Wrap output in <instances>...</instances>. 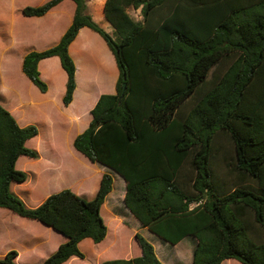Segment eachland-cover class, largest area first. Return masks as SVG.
I'll use <instances>...</instances> for the list:
<instances>
[{"label":"trees","instance_id":"obj_1","mask_svg":"<svg viewBox=\"0 0 264 264\" xmlns=\"http://www.w3.org/2000/svg\"><path fill=\"white\" fill-rule=\"evenodd\" d=\"M61 1L20 12L40 17ZM71 1L72 21L58 42L28 51L21 70L46 92L38 63L57 56L67 105L76 88L70 43L82 27L104 40L118 70L115 93L98 96L74 149L123 178V204L141 226L170 244L194 237L191 264H264V0H105L113 35L93 21L86 0ZM37 134L0 104V207L65 237L41 264L82 259L79 242L106 235L100 209L113 179L103 173L90 199L65 188L27 207L11 185L25 182L15 163L37 158L25 146ZM134 237L140 255L100 264H163L150 242ZM16 257L11 249L0 264H17Z\"/></svg>","mask_w":264,"mask_h":264},{"label":"rangeland","instance_id":"obj_2","mask_svg":"<svg viewBox=\"0 0 264 264\" xmlns=\"http://www.w3.org/2000/svg\"><path fill=\"white\" fill-rule=\"evenodd\" d=\"M45 1L47 0H0V104L8 111L12 110L11 114L20 126L34 125L38 130L35 137L25 142V146L35 149L38 156L18 157L15 167L24 171L27 178L23 183H13L11 191L29 208L39 205L49 194L65 188L90 199L97 190L101 175L108 173L113 179V187L107 204L101 211L108 228L107 239L102 244H96L88 238L83 239L78 247L84 258L74 257L64 264H94L95 255L99 251H107L101 256V261L114 259V256H109L112 254L120 255L116 258H123L121 256L124 255L133 257L136 252L140 254L134 237L136 233L131 235L132 230L137 227L136 220L131 216L128 226H119L106 210L114 207L123 211L124 204L120 196L125 190L123 178L111 168L91 162L72 145L74 137L87 127L91 119L90 110L94 98L102 93H115L118 74L116 64L106 52L102 38L83 32L74 48V57L70 55L74 58L76 68V88L71 102L67 105L62 102L66 74L58 58L57 61L46 58L41 61L38 69L40 78L46 82L49 92H40L23 74L22 58L30 50H43L56 44L53 38L65 24L66 15L52 19V16H48L46 21L36 22L23 20L26 18L20 11L26 5L37 6ZM99 1L86 0L87 12L95 23L113 35V29L105 20ZM68 3L73 5L74 2L64 0L62 7L69 14ZM127 13L135 20H142L140 9L128 7ZM32 27L36 28V35ZM44 33L46 37L41 38L40 35ZM217 168L218 172L226 170L223 165H218ZM138 232L148 242H155L157 252L163 258L158 245L159 238L146 228H141ZM193 238L187 236L175 248L166 244L167 251L171 252L168 262L190 264L196 245ZM64 240L62 234L39 221L21 217L0 207V258L14 249L17 251V264H41ZM110 246L112 247L109 248ZM226 261L238 262L234 259Z\"/></svg>","mask_w":264,"mask_h":264},{"label":"crops","instance_id":"obj_3","mask_svg":"<svg viewBox=\"0 0 264 264\" xmlns=\"http://www.w3.org/2000/svg\"><path fill=\"white\" fill-rule=\"evenodd\" d=\"M69 1H71V0H69ZM104 1L105 0H100L99 2H101V4H102V7H103V3H104ZM63 2H64V0H62L60 3H58L56 6H54L53 8H51L45 15H43V16H40V17H25L26 19H23V20H26L27 21V19H30V20H34V21H43V20H45L46 21V19L47 18H49V17H51V19L54 17V18H56V16L58 17V18H60L61 16H63V14L64 15H66V22H65V24L63 25V26H61V31H59V33L57 34V36H55V39L53 38V40L55 41V43L56 42H58V40L60 39V37H61V35L63 34V32H64V30L65 29H67V27L70 25V23H71V21H72V17H73V13H74V9H75V4L73 3V1H71L72 3H73V5H74V7H73V5H70L69 3V5H68V7H69V9H70V13L68 14V11L66 10V9H64V7H62V6H64V4H63ZM49 16V17H48ZM33 31H34V33H35V35H36V33H37V30H36V28H31ZM63 31V32H62ZM86 33V34H89V35H93V36H97L98 38L100 37L101 38V36L99 35V34H97L96 32H94V31H92L91 29H89L88 27H82V28H80L79 29V31H78V33H77V35H76V37L74 38V40L70 43V45H69V47H68V51H69V54L72 56V57H74V48H76V45H77V42H78V40H79V38H80V35L82 34V33ZM40 37L41 38H43V37H46V35H45V33L43 34V35H40ZM103 40V39H102ZM104 46H105V50H106V52L110 55V56H112V58H113V60H114V62H115V59H114V56H113V54H112V52L110 51V49L108 48V46L106 45V43H104ZM56 58H58L57 56H53V57H49V58H46V59H49V60H55V61H57L56 60ZM23 59V58H22ZM74 59V58H73ZM43 60V59H42ZM42 60H40L39 61V63H38V69H39V65H40V63H41V61ZM21 61V60H20ZM58 61H59V58H58ZM21 63H22V61H21ZM76 63V62H75ZM116 64V63H115ZM77 66V65H76ZM117 67V66H116ZM48 87V86H47ZM64 89H65V87H64ZM64 91V90H63ZM48 92H49V88H47V91L44 93V94H48ZM114 93V92H113ZM100 95V94H99ZM98 95V96H99ZM98 96H96L95 98H94V100H93V105H92V107L94 106V104H95V102L97 101V99H98ZM91 107V108H92ZM10 113H13L12 112V110L10 109ZM125 183V182H124ZM112 187H113V184H112ZM124 188H125V186H124ZM112 191V190H111ZM124 192H125V190H124ZM110 193L111 192H109V194L106 196V198H105V200H104V202H103V204L101 205V209H100V213H101V211H102V209L103 208H105V206H106V204H107V199H108V196L110 195ZM123 195H124V193H123V191L121 192V195L120 196H122V198L121 199H123ZM122 204H123V202H122ZM107 211H108V213H109V215L114 219V221H116V223L119 225V226H123V227H125V226H128V219L129 218H131V216L136 220V224H137V227L136 228H134L133 230H132V233H131V235H133V234H135V233H139L138 231L141 229V228H146V229H148L147 227H143V226H141V224L139 223V221L128 211V209L123 205V211L121 210H117L116 208H114V207H112V208H107L106 209ZM107 230H108V228H107ZM149 230V229H148ZM108 232V231H107ZM107 232H106V235H105V237H104V239L102 240V241H100L99 243H96V244H102L103 242H105L106 241V239H107ZM151 232V231H150ZM157 236V235H156ZM158 237V236H157ZM187 237V236H186ZM186 237H184L182 240H180L179 242H177L176 244H171L172 246H173V248H175V247H177L178 245H180L183 241H184V239L186 238ZM159 238V237H158ZM89 239V238H88ZM159 240H160V242H159V249L161 250V253H162V255H163V258H161L160 256H159V253L157 252V246L155 245V242H152L151 240V243L153 244V248H154V252H155V254H156V256H157V258H159L160 259V261L163 263V264H171L170 262H168L169 260H170V258H171V252H168L167 251V245L166 244H168V242H166V241H164V240H162L161 238H159ZM82 241V240H81ZM80 241V242H81ZM80 242H79V244H80ZM193 243L194 244H196V239L195 238H193ZM79 244H78V246H79ZM170 244V243H169ZM112 246H110L109 248H111ZM139 247V246H138ZM193 249V248H192ZM192 249H191V251H192ZM139 251H140V248H139ZM107 251H105V252H101V251H99L96 255H95V259H94V264H100L102 261H104V260H100L102 257V255H103V253H106ZM138 255H140L139 254V252H136L135 253V255L133 256V257H136V256H138ZM109 256H114V258H116V256H120V255H115V254H112V255H109ZM121 257H123V258H131L129 255L128 256H121ZM71 258H74V257H71ZM71 258H69L68 260H70ZM67 260V261H68ZM225 260H228V259H225ZM225 260H223L220 264H242V263H240L239 261L238 262H233V261H226L225 262ZM235 260V259H234ZM66 261V262H67ZM237 261V260H236ZM65 262V263H66ZM64 264V263H63ZM191 264V263H190Z\"/></svg>","mask_w":264,"mask_h":264},{"label":"water","instance_id":"obj_4","mask_svg":"<svg viewBox=\"0 0 264 264\" xmlns=\"http://www.w3.org/2000/svg\"><path fill=\"white\" fill-rule=\"evenodd\" d=\"M124 87H125V85L123 86V90H124Z\"/></svg>","mask_w":264,"mask_h":264}]
</instances>
